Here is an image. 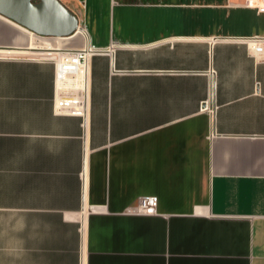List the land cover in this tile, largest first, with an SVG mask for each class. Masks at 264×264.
I'll use <instances>...</instances> for the list:
<instances>
[{
    "label": "crops",
    "instance_id": "1",
    "mask_svg": "<svg viewBox=\"0 0 264 264\" xmlns=\"http://www.w3.org/2000/svg\"><path fill=\"white\" fill-rule=\"evenodd\" d=\"M61 1L84 89L57 81L58 51L0 49V264H264V55L245 41L264 11ZM65 96L84 114L57 111ZM146 195L158 213H130Z\"/></svg>",
    "mask_w": 264,
    "mask_h": 264
},
{
    "label": "water",
    "instance_id": "2",
    "mask_svg": "<svg viewBox=\"0 0 264 264\" xmlns=\"http://www.w3.org/2000/svg\"><path fill=\"white\" fill-rule=\"evenodd\" d=\"M0 15L38 36L70 37L82 28L78 15L61 0H0ZM29 47L0 45L10 50Z\"/></svg>",
    "mask_w": 264,
    "mask_h": 264
},
{
    "label": "built area",
    "instance_id": "3",
    "mask_svg": "<svg viewBox=\"0 0 264 264\" xmlns=\"http://www.w3.org/2000/svg\"><path fill=\"white\" fill-rule=\"evenodd\" d=\"M249 5L256 7L259 11H264V0H249ZM248 43L250 51L253 55H264V37L254 36L248 37L245 39ZM90 58V53L83 49L73 50L70 52H65L63 54L64 65L66 66L65 69H68L70 79L65 82L62 86L66 89H71L76 86H80L83 89L85 88L86 83V76L84 79H74L78 71H82V68H86L87 74V67ZM68 67V68H67ZM58 64H57V71L56 77L58 81ZM74 79V81H73ZM84 97L80 96L78 98L65 96L63 98H56L55 100V107L57 111H65L73 114L83 115L84 114ZM209 106V105H208ZM158 205H159V198L156 195H146L140 198L139 203L132 208H129L128 211L133 214H156L158 213Z\"/></svg>",
    "mask_w": 264,
    "mask_h": 264
},
{
    "label": "rangeland",
    "instance_id": "4",
    "mask_svg": "<svg viewBox=\"0 0 264 264\" xmlns=\"http://www.w3.org/2000/svg\"><path fill=\"white\" fill-rule=\"evenodd\" d=\"M10 21V20H9ZM14 23V26L11 23H8L6 20L0 17V45H14L20 47H27L30 46L32 48L33 42L37 43L34 46H43L41 42L49 41L54 43L55 47L58 49L63 50H78L84 46V39L82 36H74L65 37L64 39H57L56 37H45V36H38L24 27L20 26L19 24ZM83 30H81L82 33ZM69 38V39H67ZM65 40L62 45H60V41L62 42ZM18 40V41H17ZM59 40V41H58ZM30 48V49H31ZM15 52H11L9 55L12 57H24V58H32V59H49L51 55H47L46 53L42 54L39 52H35L38 50H14ZM45 50L42 49L40 52H44ZM58 51V50H53ZM60 51V50H59ZM58 51V55H55V59H52L56 62V64H60L59 57L63 58V54ZM49 52V51H46ZM52 53V52H50ZM0 55H4V52H0ZM75 76V75H74ZM77 78V77H74Z\"/></svg>",
    "mask_w": 264,
    "mask_h": 264
},
{
    "label": "bare ground",
    "instance_id": "5",
    "mask_svg": "<svg viewBox=\"0 0 264 264\" xmlns=\"http://www.w3.org/2000/svg\"><path fill=\"white\" fill-rule=\"evenodd\" d=\"M16 23V22H15ZM26 29V28H25ZM28 30V29H27ZM80 30H82V28L80 29ZM28 31H30V30H28ZM31 32V31H30ZM76 34V33H75ZM74 34V35H75ZM73 35V36H74ZM71 37V36H70ZM57 39H61V38H65V37H56ZM62 39V40H63ZM67 39H69V38H67ZM59 41V40H58ZM65 40H63L62 42L60 41V45H62L63 43H65L64 42ZM34 44H37V43H35V42H33ZM42 43V45L43 46H34V44H33V46H32V48L31 47H29V48H31V49H33V50H38V51H42V49L43 50H45V51H49V52H52L53 50H60L59 52H62V51H65V50H63V49H58V48H56L55 47V45H54V43H52V42H49V41H45V42H41ZM86 50V49H85ZM55 52V51H54ZM62 54V53H61ZM54 59H55V57H53ZM61 59V60H60ZM59 60H60V64H59V68H58V72H59V78H60V81L61 82H66V81H68L70 78V76L69 75H67V73L69 72V70L68 69H65L66 68V66L64 65V60H63V58H61V57H59ZM68 68V67H67ZM85 74H86V68L84 67V68H82V71H78L76 74H74L75 75V77H77V78H84L85 77ZM74 75H72V76H74Z\"/></svg>",
    "mask_w": 264,
    "mask_h": 264
}]
</instances>
